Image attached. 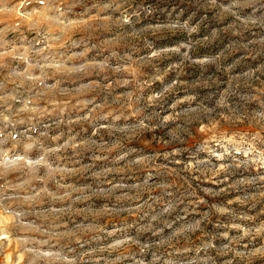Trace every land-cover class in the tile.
<instances>
[{"label":"rangeland","instance_id":"rangeland-1","mask_svg":"<svg viewBox=\"0 0 264 264\" xmlns=\"http://www.w3.org/2000/svg\"><path fill=\"white\" fill-rule=\"evenodd\" d=\"M0 264H264V0H0Z\"/></svg>","mask_w":264,"mask_h":264}]
</instances>
